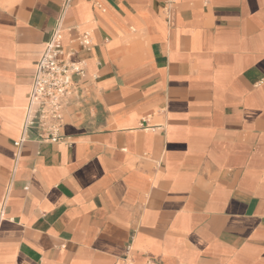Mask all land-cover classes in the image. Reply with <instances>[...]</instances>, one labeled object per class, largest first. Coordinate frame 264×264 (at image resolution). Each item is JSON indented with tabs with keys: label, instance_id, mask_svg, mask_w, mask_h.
<instances>
[{
	"label": "crops",
	"instance_id": "obj_1",
	"mask_svg": "<svg viewBox=\"0 0 264 264\" xmlns=\"http://www.w3.org/2000/svg\"><path fill=\"white\" fill-rule=\"evenodd\" d=\"M99 1L65 138L15 147L61 0H0V264H264V0Z\"/></svg>",
	"mask_w": 264,
	"mask_h": 264
},
{
	"label": "built area",
	"instance_id": "obj_2",
	"mask_svg": "<svg viewBox=\"0 0 264 264\" xmlns=\"http://www.w3.org/2000/svg\"><path fill=\"white\" fill-rule=\"evenodd\" d=\"M97 9L105 8L99 0H93ZM71 0H61L59 15L56 19L51 37L40 52L34 75L28 91L26 118L21 125L18 137L13 141L15 147L27 139L30 127H36L41 141L56 143L65 137L62 134L63 109L72 97L77 96V78L85 75L82 60L72 61L70 51H64L62 42L64 32H75L71 41H77L85 49L93 43L91 30L79 31L76 26H66L65 14ZM8 189L0 201V222L5 216Z\"/></svg>",
	"mask_w": 264,
	"mask_h": 264
}]
</instances>
